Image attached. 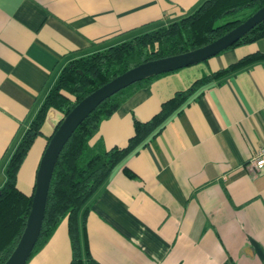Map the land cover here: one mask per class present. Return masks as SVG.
I'll list each match as a JSON object with an SVG mask.
<instances>
[{
    "label": "crops",
    "instance_id": "obj_1",
    "mask_svg": "<svg viewBox=\"0 0 264 264\" xmlns=\"http://www.w3.org/2000/svg\"><path fill=\"white\" fill-rule=\"evenodd\" d=\"M205 0H0V188L7 166L62 70L194 12ZM264 38L164 73L103 120L93 143L125 146L134 117L247 54ZM64 117L50 108L18 173L32 195L49 137ZM264 146V61L203 87L158 135L112 172L87 217L101 264H264V169L247 164ZM132 174V175H131ZM68 220L27 264H71Z\"/></svg>",
    "mask_w": 264,
    "mask_h": 264
},
{
    "label": "trees",
    "instance_id": "obj_2",
    "mask_svg": "<svg viewBox=\"0 0 264 264\" xmlns=\"http://www.w3.org/2000/svg\"><path fill=\"white\" fill-rule=\"evenodd\" d=\"M263 6L264 0H205L194 12L178 21L68 63L7 166V181L0 188V264L9 258L26 227L35 188L30 196L21 192L17 186L18 173L36 138L42 134L50 108L65 116L87 95L118 75L149 60L204 46L247 20ZM261 38H264V20L230 48ZM260 61H264V52L247 54L227 67L203 76L189 88L176 92L149 120L141 121L134 117V133L125 146L107 148L102 140L93 143V139L99 134L103 120L113 116L133 94L164 73L121 89L99 104L76 128L60 153L50 185L42 231L30 259L67 218L73 252L71 264H101L90 251L87 217L92 203L115 168L158 135L166 121L182 111L203 87ZM224 264L232 263L227 261Z\"/></svg>",
    "mask_w": 264,
    "mask_h": 264
},
{
    "label": "water",
    "instance_id": "obj_3",
    "mask_svg": "<svg viewBox=\"0 0 264 264\" xmlns=\"http://www.w3.org/2000/svg\"><path fill=\"white\" fill-rule=\"evenodd\" d=\"M264 20V6L247 20L216 40L199 48L149 60L118 75L82 99L55 127L41 158L36 176L35 191L24 232L4 264H27L39 240L46 213L47 200L54 169L61 151L76 128L105 99L136 82L155 75L172 72L198 64L229 49L252 28Z\"/></svg>",
    "mask_w": 264,
    "mask_h": 264
},
{
    "label": "built area",
    "instance_id": "obj_4",
    "mask_svg": "<svg viewBox=\"0 0 264 264\" xmlns=\"http://www.w3.org/2000/svg\"><path fill=\"white\" fill-rule=\"evenodd\" d=\"M248 168L257 173L264 169V146L257 149L247 164Z\"/></svg>",
    "mask_w": 264,
    "mask_h": 264
}]
</instances>
